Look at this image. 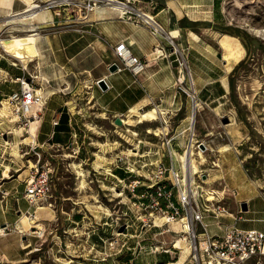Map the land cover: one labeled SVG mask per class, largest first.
I'll use <instances>...</instances> for the list:
<instances>
[{"label": "rangeland", "instance_id": "obj_1", "mask_svg": "<svg viewBox=\"0 0 264 264\" xmlns=\"http://www.w3.org/2000/svg\"><path fill=\"white\" fill-rule=\"evenodd\" d=\"M61 1L64 2L61 8L67 5L71 10L75 9L73 0ZM131 2L140 12L150 14L154 11L151 8L153 2L147 0H131ZM101 5L103 3L99 4ZM212 14L213 20L219 22L216 26H229L231 31L239 34L236 36L227 33L220 50L219 45L211 39V36L216 34L211 30H199V37L206 46L211 45L213 50L222 51L223 58L220 59V63L222 68L225 67L227 79L229 80L230 77L233 80L239 105L236 107L227 95L225 99H220V102L205 104L203 101H198V105L194 107L186 92L178 89L175 83L178 66L173 86L179 94L175 96H179L180 101L177 105H173L170 111L163 110L165 113H160L156 120L138 122L132 111L116 118L105 114H90L87 122L90 128V138L86 141L89 151L86 155L87 160H82L84 157L80 152L74 157V151L62 152L53 149L42 151L43 149L37 147L35 151L39 150L42 153L41 162L44 159L49 160L45 165L52 172L50 200L53 205L50 208L57 210L58 218L54 224L44 223V227L40 228L36 227L37 223L28 224L25 228L19 223L16 225L17 229L24 231V236L32 242V246L24 247L25 250L31 251L26 256V260L20 264H166L178 260L180 250L186 243L189 244L188 240L184 239V235L175 233L180 228L185 230L184 227L180 226V222L176 219V222L167 223L161 228L150 226L155 218L165 220L166 214L156 210L150 215L152 208L147 201L151 202L150 197L143 201L144 197L140 198L139 195L143 192L150 193L153 189L148 188V179L154 178V174L157 173L155 163H163V166L172 163V171L182 174L176 153L187 149L186 128L190 116H193L196 139L202 144L200 149L196 144L192 146L193 158L198 163L199 169L203 170L201 172L209 177V173H213L212 169L217 168L215 167L217 165L211 161L224 151V145H229L231 149L238 151L243 165L247 167L246 174L264 196V35L257 36L249 29L250 26L264 29V0H224L220 8H215ZM214 30L220 33L216 28ZM21 31L0 33V37L5 39L2 42L3 50L0 48V55L13 61L14 66L23 63L27 67L29 62L35 60L33 52L35 42L19 36L31 32L30 30ZM11 34L18 36L8 37ZM176 55L180 57L179 53ZM1 66L12 75L18 73L17 68L10 66L7 61H2ZM1 74L0 72V107L3 106L1 101L5 96L2 94H8L11 89L18 87L17 83L10 81L9 76L3 78ZM182 86L191 93L192 84L187 73ZM193 87L195 89L194 83ZM199 97L203 100L201 96ZM152 108L156 107L152 106L144 111ZM8 109L12 111L10 106ZM12 113L9 115L5 107L0 110V190H3L1 185L6 181L12 180L16 183L20 180L18 186L20 198L17 202L11 198L10 202L23 208L33 209L22 197L24 193L22 184L36 169L37 156L31 150V146L35 143L30 145L22 143L23 137L27 135V126L23 119ZM156 128H160L161 133H153ZM40 130L43 136L46 135L48 130L46 118ZM133 131L135 135L132 134ZM169 138L171 141L167 144ZM27 139L25 142H30ZM11 145H17L20 157L12 154ZM133 148L139 150L138 155L137 150L133 151ZM116 166L124 168L127 166L134 171L131 174L135 178L129 180L139 179L135 196L130 191L129 181L125 180L124 186L114 178L113 169ZM79 169L84 174L81 177L77 173ZM173 172L164 173L169 181L175 178ZM126 175H130V172L128 171ZM82 180L83 184H81ZM204 187L217 192L224 189L223 186L208 181ZM116 191L121 192L122 195L116 196ZM171 192L174 196L177 195L175 188ZM227 192H224V202L229 210V201L233 198V194L229 190ZM161 204L164 209L165 203ZM2 208L3 205L0 204V219H4V216L15 219L16 214L12 209L4 213ZM231 209L235 213L234 208ZM74 215L83 217L81 221L74 219L75 222H72ZM256 216L260 214L245 215V217ZM23 220L25 223L26 218L24 217ZM125 220L132 225L127 232L122 231ZM163 221L154 222L159 225ZM221 221L223 224H228L230 219L224 218ZM244 224L246 223L239 221L237 226L243 227ZM257 226L264 229V223H257ZM38 229L43 231L45 229L42 236L39 234L41 237L35 234ZM27 231L34 233L29 234ZM115 237L118 239L117 245L110 246L109 242ZM178 237L182 239L176 246H172L171 241ZM11 242V235L3 239L0 237V246ZM152 244L161 246L159 251L154 253ZM188 253L183 264H196L190 250ZM0 264L7 263L0 261ZM246 264H264V254L248 260Z\"/></svg>", "mask_w": 264, "mask_h": 264}, {"label": "crops", "instance_id": "obj_2", "mask_svg": "<svg viewBox=\"0 0 264 264\" xmlns=\"http://www.w3.org/2000/svg\"><path fill=\"white\" fill-rule=\"evenodd\" d=\"M32 1L39 4V7L31 10L29 8V11L26 10L28 4L25 0H0V33L30 30L31 32L19 36L22 39H30L33 43L41 37L38 42L41 58H37L35 54V60L29 62L27 67H23V63L18 65L15 63L14 66L13 61L0 55V72L3 78L9 76L11 79L23 74L27 76L28 73L35 76L34 82L46 98L37 122L35 137V144L43 149L42 151L70 150L74 151V157L80 152L84 157L82 160H87L86 155L89 151L86 141L90 138L87 122L90 114H105L116 118L131 113L133 108L144 111L152 106L167 112L173 105L179 103L180 97L175 96L178 93L173 86L178 56L172 52L167 38L154 36L148 26L119 18L114 10L105 5L97 6L88 12L85 18H81L76 9L71 10L67 5L56 8L46 6L51 0ZM80 1L82 0H73L74 4ZM147 1L154 3L151 7L154 11L150 14L154 15L167 35L172 36L174 43L186 54L195 90L203 98L201 100L198 96L199 100L207 104L225 99L229 93L225 67L222 68V63L217 57L218 52L213 50L211 45L207 47L199 37V30H211L216 34L211 36V39L221 50L227 33H218L214 30L219 22L213 20L212 13L215 8H220L224 0H163L161 4L153 0ZM68 11H72L73 17L68 15ZM187 20L196 23L210 22L211 26L204 27L200 23L191 27ZM17 36L11 34L8 37ZM120 41L129 44L132 54L140 59H147V66L139 75L134 76L127 69L110 71L109 68L115 61L113 47ZM2 61H7L10 66L17 68L18 73L14 75L9 73L1 66ZM30 65L33 66V70ZM39 73L47 79L40 78ZM98 80L105 81L107 84L105 90L97 85ZM45 118L48 130L43 136L40 128ZM223 148L224 151L217 155L216 161H211L217 168L212 169V174L209 173L208 182L223 186L226 192L228 190L235 192L229 201V212L239 219L234 223L231 218L225 217L229 218L230 222L224 224L234 223L240 229H257L264 232V229L257 226V223H264V196L246 174L238 151L231 149L229 145H224ZM136 150L138 155L139 150ZM48 154L52 156L51 153ZM127 159L129 160V156ZM156 164L158 163L154 165ZM161 165L163 166V163ZM169 166L170 164L164 167ZM113 171L114 178L128 177L124 167L116 166ZM19 183L20 180L16 183L9 180L1 185L3 190L9 193L0 200V204L3 205L2 211L5 213L12 209L16 214L13 220L7 216L0 219V228L7 226L6 234L0 237L3 239L12 236L11 243L0 246V261L7 264L22 263L31 251L24 248L32 246V242L24 236V231L17 229L18 223L24 228L28 224L37 223L36 227L40 228L44 227V223L54 224L58 218L57 210L48 206L38 210L23 208L10 202L11 198L16 202L20 198ZM22 187L24 188V184ZM22 197L24 198L23 195ZM243 203L246 210L241 209ZM232 207L235 213L232 212ZM27 211L32 215L28 216ZM251 213L260 216L245 217ZM82 217L74 215L71 221L75 222L74 219L81 221ZM239 221L246 224L238 227ZM204 222L208 224V231L211 234L222 232L215 226L211 217H205Z\"/></svg>", "mask_w": 264, "mask_h": 264}, {"label": "built area", "instance_id": "obj_3", "mask_svg": "<svg viewBox=\"0 0 264 264\" xmlns=\"http://www.w3.org/2000/svg\"><path fill=\"white\" fill-rule=\"evenodd\" d=\"M111 2V0H82V2L78 4L75 3L74 6L80 13L81 18H85L88 12L94 10L100 3H103V5L114 10L119 18L128 19L136 24L148 26L150 32L154 36L167 38L172 52L176 54L179 53L180 55V57L178 56L176 59L179 67L177 69L175 83L178 85V89L186 92L193 106H197L200 100L193 85L190 89L191 93H189V91L187 92L182 86L185 81L186 73L190 76V81L192 79L187 56L183 49L174 43L172 36L169 37L167 35L165 29L155 20L154 15L140 12L133 5L131 0H114L116 4L114 8L110 7ZM61 5H63V3L59 0H51L46 3L48 7L54 6L57 8ZM68 15L73 17L72 11H69ZM113 55L115 57L114 64H116V70L118 71L127 69L134 76H137L142 73L147 66V59H140L132 54L129 44L124 41L118 42L113 47ZM181 76L184 77L183 80ZM34 80L35 76L30 73H28L27 76L23 74L13 79L10 78V81L18 84V87L3 96L4 100H6L11 107L12 112L17 114L20 119H23L26 125L29 119H34L36 115L39 118L46 102L44 93ZM193 124L194 123L190 119L188 127L186 128L188 133L187 148L188 146L192 148V146L196 144V147L200 149V145L202 144L196 139ZM170 141L171 139L169 138L167 144H169ZM37 147L36 144L31 146V150H33L37 156L35 163L36 169L25 179L23 193L24 198L34 209L39 206L51 207L53 205V202L50 200L52 198V172L45 165L49 160L44 159V161L41 162L42 153L39 150L35 151ZM212 163L214 164V162ZM155 167L157 173L154 174V178L148 179V188L151 187L153 189L150 190V193L143 192L139 196L140 198L144 197L145 200L143 201H146V199L150 197L151 202L147 200L150 208H152V210H150V215L155 213L156 210H159L160 212L162 211L163 214H166V217L159 225L155 224L153 220L150 226L161 228L172 220L176 219L178 221H183V219H185L182 223L180 222V226L187 224L188 230L185 231L180 228V230L175 233L182 236L184 235V239L186 241L188 240L191 257L196 264H246L248 260L264 254V232L257 229H240L235 226L234 223L239 217L231 214L226 208L224 202L225 189L217 192L213 189L205 188L204 185L207 183V175L203 174V172L195 173L193 175V181L191 182L189 179L185 180L182 174L174 173L172 171V164H170L169 167L156 164ZM125 170L130 172L128 177H115V179L124 186L126 185L125 180L129 181L128 185L131 187L130 191L133 192L135 196L139 179L129 180V178H135V176L131 174L134 171L127 166ZM166 171L170 173L173 172L175 175V179L170 180L171 182L164 175ZM170 183L171 186H169ZM173 188L177 191L176 196L171 192ZM231 193L235 195L234 191H231ZM0 194L1 200L9 193L6 190H0ZM162 202L165 203L164 209H162ZM27 213L29 216L32 215L28 211ZM205 217H211L215 222V226L222 232L220 234H211L208 231V224L204 222ZM225 217L231 218L234 223L230 225L223 224L221 220ZM123 223L122 231L125 230L127 232L132 225L127 220L123 221ZM6 230L7 226L1 227L0 235H5ZM39 230L40 232H38ZM42 231L43 230L38 229L35 231V234L41 237L45 230ZM117 241L118 239L115 237L109 242V245L115 246L117 245ZM151 246L154 247V253L159 251V247H161L156 246V244H152ZM173 249L176 250L177 248ZM164 252L168 253L166 250H164Z\"/></svg>", "mask_w": 264, "mask_h": 264}, {"label": "bare ground", "instance_id": "obj_4", "mask_svg": "<svg viewBox=\"0 0 264 264\" xmlns=\"http://www.w3.org/2000/svg\"><path fill=\"white\" fill-rule=\"evenodd\" d=\"M26 2H27V4H28V7H27V9L26 10H29V8H30V10H31V8H35V7H37L38 5H37V3H35L34 1H32V0H30V1H28V0H25ZM112 2H111V5H110V7H115L114 5H116L115 3H114V0H111ZM60 2H63V1H60ZM25 10V11H26ZM29 10V11H30ZM29 11H28V13H29ZM24 12V11H23ZM33 12H34V10H33ZM25 13V12H24ZM27 13V12H26ZM31 14V13H30ZM34 14V13H33ZM24 16H25V14H24ZM27 16H29V15H27ZM30 16H32V15H30ZM34 16V15H33ZM148 16H150V15H148ZM23 17V16H22ZM24 18V17H23ZM22 19V18H21ZM249 29L255 34V35H257V36H262V35H264V29L263 28H255V27H252V26H250L249 27ZM30 34V33H29ZM35 34V33H34ZM36 37V36H35ZM37 38V37H36ZM40 38L41 37H38L37 39H36V41H35V46L33 47L34 49H33V52L37 55V58H41V52H40V47H39V40H40ZM5 39L4 38H1L0 37V48H1V50H3V45H2V42L4 41ZM31 47V46H30ZM31 51H32V49H31ZM32 52V53H33ZM156 52H158V50H156ZM36 57V56H35ZM39 66V65H38ZM23 67H25V66H23ZM37 77V76H36ZM39 77L40 78H43L44 80H46L47 78L43 75V74H41V73H39ZM183 76H182V80H183ZM191 84L193 85V81H192V79H191ZM1 104L3 105V106H1L0 107V110H3L4 109V107H5V109L7 110V112H8V114L10 115V114H13L12 113V111H10L9 109H8V103H7V101H5V100H2L1 101ZM132 112H134L135 113V115H136V117H137V121L138 122H144V121H153V120H156L157 118H159L158 116H159V114L160 113H165L163 110H160V108L158 109V108H152V109H149V110H146V111H142V112H140L139 110H137L136 108H133L132 110H131ZM16 117V116H15ZM189 118V117H188ZM190 119L192 120V122H193V116H190ZM39 121V118H38V116L36 115L35 117H34V119H29V122L27 123V128H26V133H27V135H25L23 138H24V142H22V143H24V144H26V145H30V144H34L35 142H36V139H35V137H36V130H37V128H36V126H37V122ZM124 121V120H123ZM13 127V126H12ZM21 128V127H20ZM165 129H162V131H164ZM13 131V130H12ZM153 133H155V134H158V133H161V129L160 128H156L155 130H154V132ZM133 135H135V133H134V131H133V133H132ZM27 137H28V139H27ZM25 139H27V140H29L30 142H25ZM6 142V141H5ZM12 146V145H11ZM133 151L134 150H136V148H133L132 149ZM11 151H12V154L14 155V156H16V157H20V154H19V150H18V147H17V145H13L12 147H11ZM130 151V150H129ZM133 151H131L133 154H136L135 152H133ZM193 149L192 148H190V147H188L184 152H181V153H179V152H177L176 153V155H177V160H178V162H179V170L182 172V174L184 175V177H185V180L186 179H189V181H193V175L195 174V173H197V172H201V171H203V170H201V169H199V167H198V163L196 162V160L193 158ZM77 166H79V165H77ZM30 168V167H29ZM205 171V170H204ZM77 173H78V175L81 177V176H83L84 174H83V172L79 169V170H77ZM174 177H175V175H174ZM175 179V178H174ZM209 180V178L207 177V180H206V182ZM81 184H83V180L81 181ZM115 194H116V196H120V195H122V193L120 192V193H117V191L115 192ZM101 206V205H100ZM42 207H45V206H42ZM42 207H38L37 209L39 210V209H44V208H42ZM164 219H162V218H155V222H161V221H163ZM174 222H176V220H174V221H171L170 223H174ZM179 222H183V221H179ZM169 223V224H170ZM183 227H184V229H185V231H187L188 230V226H187V224H185V225H183ZM167 231V230H166ZM165 231V232H166ZM27 232H29V234H32V233H34V231H27ZM182 238L181 237H178L176 240H172L171 241V244H173V246H176L179 242V240H181ZM187 245V246H186ZM186 245H185V247L184 248H182L181 250H180V257H179V259L178 260H176V261H173V262H171V261H169V262H167L166 264H183V261L187 258V256L189 255V253H188V251H189V248H188V243H186ZM263 253H264V251H263Z\"/></svg>", "mask_w": 264, "mask_h": 264}, {"label": "trees", "instance_id": "obj_5", "mask_svg": "<svg viewBox=\"0 0 264 264\" xmlns=\"http://www.w3.org/2000/svg\"><path fill=\"white\" fill-rule=\"evenodd\" d=\"M154 2L158 3V4H161L163 3V0H153ZM187 23L189 26L191 27H194L198 24H203L204 27H209L211 26L210 22H190L187 20ZM217 30H219L220 32H226V33H230V34H233V35H236V36H239L238 33L236 32H233L231 31V28L229 26H216ZM243 62L241 61L240 64H242ZM228 85H229V98L231 99L232 102H234L235 106L237 107L239 104H238V100H237V96H236V93H235V89H234V84H233V80L229 77V80H228ZM244 167H245V164H244ZM247 168V167H245ZM136 191H138V189H136Z\"/></svg>", "mask_w": 264, "mask_h": 264}, {"label": "water", "instance_id": "obj_6", "mask_svg": "<svg viewBox=\"0 0 264 264\" xmlns=\"http://www.w3.org/2000/svg\"><path fill=\"white\" fill-rule=\"evenodd\" d=\"M217 57H218L219 59H221V57H222L221 52H218ZM109 69H110V71H115V70L117 69L116 64H112V65L110 66ZM97 85H98L102 90H105V89L107 88V84L105 83L104 80H98V81H97ZM201 146H202V145H201ZM241 209H242V210H246V206L244 205V203L241 204Z\"/></svg>", "mask_w": 264, "mask_h": 264}]
</instances>
